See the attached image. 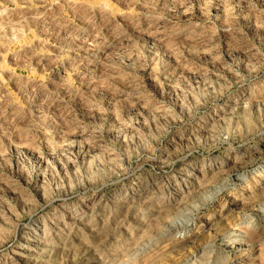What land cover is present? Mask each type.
<instances>
[{
	"label": "rangeland",
	"instance_id": "obj_1",
	"mask_svg": "<svg viewBox=\"0 0 264 264\" xmlns=\"http://www.w3.org/2000/svg\"><path fill=\"white\" fill-rule=\"evenodd\" d=\"M0 264H264V0H0Z\"/></svg>",
	"mask_w": 264,
	"mask_h": 264
},
{
	"label": "bare ground",
	"instance_id": "obj_2",
	"mask_svg": "<svg viewBox=\"0 0 264 264\" xmlns=\"http://www.w3.org/2000/svg\"><path fill=\"white\" fill-rule=\"evenodd\" d=\"M220 168V167H219ZM200 182H201V180L199 181V184H200ZM198 183V182H197ZM200 185H202V183L200 184ZM176 241V240H175ZM180 241V240H179Z\"/></svg>",
	"mask_w": 264,
	"mask_h": 264
}]
</instances>
